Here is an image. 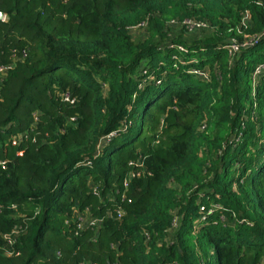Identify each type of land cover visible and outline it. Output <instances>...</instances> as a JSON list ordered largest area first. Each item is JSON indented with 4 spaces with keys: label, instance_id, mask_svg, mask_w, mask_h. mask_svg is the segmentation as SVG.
<instances>
[{
    "label": "trees",
    "instance_id": "1",
    "mask_svg": "<svg viewBox=\"0 0 264 264\" xmlns=\"http://www.w3.org/2000/svg\"><path fill=\"white\" fill-rule=\"evenodd\" d=\"M0 12V67L13 65L0 74V264H264V0H0ZM139 158L146 175L117 219ZM200 205L221 209L201 221ZM86 209L99 228H79Z\"/></svg>",
    "mask_w": 264,
    "mask_h": 264
},
{
    "label": "built area",
    "instance_id": "2",
    "mask_svg": "<svg viewBox=\"0 0 264 264\" xmlns=\"http://www.w3.org/2000/svg\"><path fill=\"white\" fill-rule=\"evenodd\" d=\"M6 17L4 16L2 21H5ZM251 20V17L249 14H244L243 15V20H242V24L243 26L247 27ZM169 25H175L176 28H180L182 26H185L188 30H190L191 32H193V30L195 31H200V30H206L208 29L206 26V24H201V23H195V22H191V21H185L184 23H180L179 21H172L169 23ZM147 27L146 22H143L141 24H139L136 27H133L131 30H136V29H143L145 30V28ZM264 35V32L263 34ZM255 39H251V40H247L243 43H238L236 40H233L232 42L228 43L226 47V50L229 52V56L233 57L237 52L240 51V48L242 47H250L255 45ZM179 50L184 52L185 49L182 47H179ZM25 56V54H24ZM195 62V61H193ZM13 67V65H9V66H1L0 67V74L1 75H5L11 68ZM264 72V65H260L257 67L255 73H254V79L261 75ZM191 74L195 75L198 78H201L204 81H210V72L208 70H199V69H191L190 71ZM144 75H147V72H144ZM158 84H160L161 82H157ZM255 86V85H254ZM143 85L140 86V88H142ZM64 100L67 102H70L71 104H74V100L70 99V94H65L63 96ZM115 134H111L110 136H107L106 138H103L100 142V144L97 147V152L95 155V158H97L103 151L104 149V145L105 142L109 141L110 138L114 137ZM17 141L18 140H14L13 141V146H17ZM21 154V153H20ZM143 159L139 158L136 161H132L130 162V166H131V170L128 173V175L126 176V178L123 181V185H122V193H121V204L117 207V210L115 211L116 213V218L117 219H122L123 216L125 215L124 212V207H123V203H131V199H129L128 194H129V189H130V183L138 178H141L143 176L146 175V169L144 167V163H143ZM82 167H89L92 168L93 167V162L92 161H88L85 163H80L79 164ZM0 167H2L3 169L6 168V162H0ZM94 187V186H93ZM93 194L96 196H99V189L97 187L93 188ZM200 211L202 212V217H201V221H204L206 219V215H211L213 214V212L215 210H219L221 209L220 206L218 205H213L210 208H206L204 205H200ZM14 209H16V207H14ZM75 215L78 219V221L80 222V226L79 228H83L85 225L88 224L89 227L92 228H99V226L101 225L102 220L101 219H97V218H92L90 215V209H86L85 214H81L79 213L77 210L75 212ZM86 216H88V219H86ZM19 235V231L18 229H16V231L14 232L13 235H6L4 236V238L8 241V244L10 246V249L8 251H6V256H13V255H18L17 253H15L12 248L16 243V239Z\"/></svg>",
    "mask_w": 264,
    "mask_h": 264
},
{
    "label": "rangeland",
    "instance_id": "3",
    "mask_svg": "<svg viewBox=\"0 0 264 264\" xmlns=\"http://www.w3.org/2000/svg\"><path fill=\"white\" fill-rule=\"evenodd\" d=\"M169 26L173 27V28L176 27L175 25H172V26L169 25ZM193 32H197V31L193 30ZM132 33H133V36L135 38V41H139L140 39L145 38V34H146L145 30H143V29L132 30ZM254 83H257L256 78L254 79ZM141 112H142L141 108L138 109V113L135 116L134 127L132 128L131 133L129 134V136L126 137L127 139H131V137L134 136L137 133V131L139 129V126H140V119L138 117H139V114H141ZM191 119L192 118H189V117L187 118L186 117L185 118V120H186L185 122H189ZM86 219H88V216H86Z\"/></svg>",
    "mask_w": 264,
    "mask_h": 264
},
{
    "label": "water",
    "instance_id": "4",
    "mask_svg": "<svg viewBox=\"0 0 264 264\" xmlns=\"http://www.w3.org/2000/svg\"><path fill=\"white\" fill-rule=\"evenodd\" d=\"M4 18V14L2 12H0V20L2 21Z\"/></svg>",
    "mask_w": 264,
    "mask_h": 264
}]
</instances>
